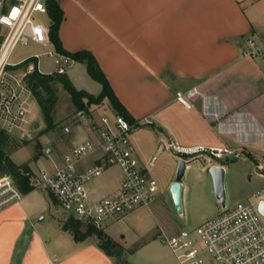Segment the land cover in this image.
<instances>
[{
  "label": "crops",
  "instance_id": "obj_1",
  "mask_svg": "<svg viewBox=\"0 0 264 264\" xmlns=\"http://www.w3.org/2000/svg\"><path fill=\"white\" fill-rule=\"evenodd\" d=\"M57 1L64 11L59 30L64 48L90 50L134 120L141 125L147 120V125H151L146 127L151 131V141L135 148L145 162L148 163L150 153L153 160L165 151L168 140L169 148L171 142L184 149L226 147L239 153L236 158L244 157L258 169H264V60L243 55L249 39L264 43V0H250L246 4L243 0ZM74 65H78L74 72L76 80L69 77L77 86L84 83L81 73L86 65L77 61ZM178 92L183 94L185 102L178 99ZM103 104L109 105L107 101ZM30 107L27 125L30 122L33 125ZM95 107L98 106L91 109ZM77 130L78 137L72 140L70 129H67L70 133L67 141L53 136L60 149L52 145V152L46 153L48 156L40 164L54 169L63 162L65 153L92 136L84 118ZM132 135L135 139L136 133L132 131ZM131 142L135 147L132 137ZM170 150L176 154L168 153L176 159V166L182 155ZM18 151L10 154L14 161ZM206 156L212 158L208 151L185 158L181 214L192 189L198 187L186 178L187 171L193 172L197 181L205 180L206 169L216 163L208 162L197 168L190 161L199 157L206 159ZM93 162L94 158L89 157L79 167ZM114 168L118 169L112 167L106 172ZM150 169L153 174L155 168ZM118 172L110 183L99 180L103 175L91 181L89 190L97 197L113 192L120 183L119 169ZM175 180L172 178L170 185ZM33 191L21 201L0 209V264H97L87 239L76 241L59 225L57 235H69L75 244L61 252L57 244L59 236L45 233L30 222L37 210L26 197ZM161 196L159 192L149 207H139L110 222L123 221L117 228L124 232L121 241L132 250L130 255L151 244L156 224L166 232L159 224ZM148 233L150 238L140 239ZM103 253L97 251L100 259L106 264H115Z\"/></svg>",
  "mask_w": 264,
  "mask_h": 264
},
{
  "label": "built area",
  "instance_id": "obj_2",
  "mask_svg": "<svg viewBox=\"0 0 264 264\" xmlns=\"http://www.w3.org/2000/svg\"><path fill=\"white\" fill-rule=\"evenodd\" d=\"M50 0H0V129L14 134L25 128L33 91L28 75L40 69L39 53L22 60H11L19 45L36 43L45 47L54 59L55 70L67 73L75 60L58 52L51 41ZM48 19L47 22L45 19ZM243 55L264 60V43L248 40ZM177 97L182 102L181 92ZM92 136L64 154L63 162L50 170L42 167L37 187L49 190L62 208L76 219L104 229L110 222L128 215L139 207H149L159 193L158 180L141 164L131 142V132L141 125L114 111L94 117L80 112ZM143 121L142 124H147ZM171 148L182 158L208 151L215 160L227 155L239 156L226 147H194L184 149L171 142ZM51 152V148L45 150ZM93 157L94 162L83 168L79 164ZM118 167L120 183L111 193L97 197L88 183L108 169ZM258 194V193H257ZM25 193L9 176L0 177V209L21 201ZM258 202L238 201L225 206L197 227L168 234L167 243L179 264H264V216ZM210 255L207 260L204 253Z\"/></svg>",
  "mask_w": 264,
  "mask_h": 264
},
{
  "label": "rangeland",
  "instance_id": "obj_3",
  "mask_svg": "<svg viewBox=\"0 0 264 264\" xmlns=\"http://www.w3.org/2000/svg\"><path fill=\"white\" fill-rule=\"evenodd\" d=\"M249 1L250 0H243V4H246ZM45 20L49 22L47 18ZM51 49L52 46L45 47L36 43H30L25 46L19 45L16 48L11 60L13 62H17L29 55L39 53L40 69L44 73H49L54 71L56 68L53 57L46 54V51ZM76 67H78V65L69 67L67 70L68 75L74 77L75 80L76 78L74 76V72L76 71ZM83 69L84 70H82L83 72L81 73V79L84 83L81 85L77 83L76 87L79 89H86L87 91L94 94H99L102 90L101 83L91 78L87 70L85 68ZM54 87L59 96V100L54 112L55 127L53 129L46 130L47 124L44 120L43 113L37 100L35 97H33L30 107V115H32L30 121H33V125H31V122L29 125H27L26 122L25 128L23 130L11 134L12 137H15L20 143L19 146L10 152L13 153L17 150H20L14 154L15 161H28L37 175L42 167L48 168L46 165L40 164L41 160H43L46 155L48 156L49 154H46L45 150L49 147L51 148L52 152V145L57 147V149H60L59 146H56L54 140H52L53 136H61L63 140H66L67 135L70 134L68 133L67 129H70L72 130V133L69 135L70 140H72L74 136L78 137L77 125L82 120V115L79 111H77L75 105L72 102L70 94L63 87L62 83L56 82ZM111 110L112 109L110 105L103 104L93 108L92 114L90 116H99L104 113H109ZM150 126L151 125H140L133 129V133H136V137L135 139H133V135H130V137H132V141L135 146L134 149L136 148L137 150V148L139 149L142 144H147V142L151 141V131L146 128ZM165 143L166 150L160 154L158 153L153 160L150 153L148 156V163L145 162L141 156L137 154V152L136 154L138 155L141 164L144 165L146 169H148V172L158 180L160 186L159 192L162 194L161 198L159 199L161 210L159 224L164 228L166 233L171 234L182 229L197 227L203 220L212 217L221 211L223 206L215 195L213 179L211 178L212 176L209 170L206 169L205 180L203 179L198 181L196 180L193 172L189 174L190 172L188 170L186 173V178H189L192 181L193 186L198 187H194L192 189L190 200L185 203L184 213H179L174 201L172 200L170 190V181L172 178H176L177 175L178 162L175 166L176 159L172 158V154L168 155V153L171 152L173 155L176 154L170 150L171 148L168 146V140H166ZM222 160L227 162V171L225 176L227 206H231L238 201L258 202L261 199H264V175L260 173L262 172L264 174V169H258L253 161L246 160L244 157L236 158L234 155H227ZM190 162L192 167L202 168L204 164L208 162L215 163L216 161L212 158L209 159V157L206 156V159L199 157L198 159ZM151 166L155 168L153 174L151 173ZM5 174L6 172H2L0 173V176L9 175ZM118 175V169L114 168L108 172H105L103 176L99 178V180L101 179L107 184L110 183L111 180L116 179ZM51 194L52 193L49 190L41 187L26 197V199L28 201L30 200L32 206L36 207L37 210L35 211L30 222L32 221L38 228L45 230L43 231L45 233L48 231V233L50 232L54 237L59 236L61 239H59V242L57 243L58 249L62 250L61 252H66L67 249H71L73 245H75L74 240L69 235L66 237L63 236L62 233L57 235L55 231L59 229V225L61 229H63L62 225L69 219L71 215H69L62 208V206L51 196ZM122 223L123 221L111 224L109 223V225L103 229L112 238V240L118 244L116 250H122L120 251L119 255L110 257L108 255V257L113 260L115 264H179L175 255L164 241L163 232L160 230L158 224L155 226L156 235L151 239L153 242L151 241V244L145 250L130 255L129 253H131L132 250L127 249L125 243L121 241L123 240L121 234L124 232H121L120 229L117 228L118 225H121ZM86 224L87 223L83 222L81 229L85 230ZM127 234V238H130L129 233ZM111 235L116 238H113ZM146 235L147 236L140 239L145 240L146 237L150 238L149 235H151V233ZM87 240L89 245L91 244L92 259L97 264H106V261L100 259L99 255L97 254V251L103 253L102 249L99 247L100 241L97 236L92 235L88 237ZM77 246L78 244H76L74 247ZM94 249H97V251ZM204 256L207 260H210V255L208 253L205 252Z\"/></svg>",
  "mask_w": 264,
  "mask_h": 264
},
{
  "label": "trees",
  "instance_id": "obj_4",
  "mask_svg": "<svg viewBox=\"0 0 264 264\" xmlns=\"http://www.w3.org/2000/svg\"><path fill=\"white\" fill-rule=\"evenodd\" d=\"M48 11L51 19V41L55 49L60 53L72 57L77 62L84 63L91 78L101 83L102 90L99 94H94L85 89H78L67 73H42L37 69L30 73L27 78L28 85L33 91L34 97L41 108L44 120L47 124L46 130L55 127L54 112L59 100V96L54 87L56 82L62 83L63 87L68 91L77 111L91 115L92 106H100L107 101L112 111L134 122L135 120L132 115L115 94L95 55L88 49L69 51L64 48L59 35L61 23L64 18V11L57 0L49 1ZM19 145L20 143L15 137H12V135L5 130L0 129V173L6 172V174H9L21 190L27 194L37 188L38 178L28 161L18 164L11 158L10 152ZM51 196L56 200L54 195L51 194ZM82 225V221L71 215L62 225V228L69 231L76 241H83L92 235H96L100 241L99 247L107 255L115 256L120 254L122 250H116L118 244L115 243L103 229H98L87 223L86 229L83 230L81 229Z\"/></svg>",
  "mask_w": 264,
  "mask_h": 264
},
{
  "label": "water",
  "instance_id": "obj_5",
  "mask_svg": "<svg viewBox=\"0 0 264 264\" xmlns=\"http://www.w3.org/2000/svg\"><path fill=\"white\" fill-rule=\"evenodd\" d=\"M216 163L209 168V172L213 179L214 191L217 199L221 202L222 206H226V189H225V176L226 164L223 160H215ZM187 162L185 158H180L177 166L176 180L171 185V195L175 206L179 213L183 212V183L182 180L185 176ZM260 213L264 216V199H261L258 204Z\"/></svg>",
  "mask_w": 264,
  "mask_h": 264
}]
</instances>
